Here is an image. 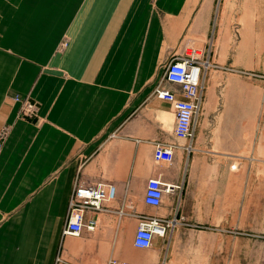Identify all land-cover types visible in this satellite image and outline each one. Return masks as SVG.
<instances>
[{"label":"crops","instance_id":"crops-1","mask_svg":"<svg viewBox=\"0 0 264 264\" xmlns=\"http://www.w3.org/2000/svg\"><path fill=\"white\" fill-rule=\"evenodd\" d=\"M216 1L0 0V130L11 128L0 154V264H248L255 180L186 175L189 163L231 157L264 172L263 95L232 103L242 97L231 92L208 116L207 150L198 121L190 153L178 141L172 164L153 159L156 143L174 142L176 121L155 90L184 45L206 42ZM15 97L36 103L34 120L18 119ZM152 178L177 188L158 208L144 202ZM78 180L111 183L117 197L87 215L94 231L74 236L64 229ZM138 216L169 224L151 248L134 244Z\"/></svg>","mask_w":264,"mask_h":264},{"label":"rangeland","instance_id":"rangeland-1","mask_svg":"<svg viewBox=\"0 0 264 264\" xmlns=\"http://www.w3.org/2000/svg\"><path fill=\"white\" fill-rule=\"evenodd\" d=\"M68 46V40H64L57 51L63 52ZM186 47L199 51L203 64L201 107L196 123L199 121L204 129V149L207 150V131L209 125L214 126L213 123L207 122L208 116L222 114V104L231 103V92L242 97L240 101L232 103H250V97L256 95H263L264 103V0H217L206 42L184 45L181 51ZM24 99L31 101L29 98ZM14 100L20 103L17 97ZM10 129V126L6 125L0 130V134L7 132L0 154ZM182 142L190 144L192 149L191 141ZM241 164L245 165L238 157L229 158L228 163L206 160L195 167L189 163L186 178L255 180L251 189L253 194L249 193L248 199V264H264V172L254 176L252 173L241 171ZM257 231H262L263 234L255 235ZM189 254L192 259L193 253Z\"/></svg>","mask_w":264,"mask_h":264},{"label":"built area","instance_id":"built-area-1","mask_svg":"<svg viewBox=\"0 0 264 264\" xmlns=\"http://www.w3.org/2000/svg\"><path fill=\"white\" fill-rule=\"evenodd\" d=\"M203 64L200 53L196 49L184 48L166 65L165 79L160 83L155 96L160 100L173 105L175 113L174 142H159L154 145L153 159L158 164L170 165L175 161V151L178 141H192L195 134V123L201 107V81L203 77ZM172 84L176 88L166 85ZM18 117L32 120L37 116V106L28 99H21ZM6 131L0 134V150L6 136ZM184 150L191 151L190 144L184 145ZM177 188L172 184H166L160 178H152L147 182L144 202L158 208L161 206L167 193H175ZM117 197L115 185L106 182H76L72 191L69 209L67 213L64 234L79 236L85 230L94 231L97 222L95 219H87L89 213L107 211V203H113ZM140 224L135 235L134 244L138 248H151L157 233L165 234L168 222L156 217L138 216ZM109 264L121 263L112 259Z\"/></svg>","mask_w":264,"mask_h":264},{"label":"bare ground","instance_id":"bare-ground-1","mask_svg":"<svg viewBox=\"0 0 264 264\" xmlns=\"http://www.w3.org/2000/svg\"><path fill=\"white\" fill-rule=\"evenodd\" d=\"M105 208H106V206H105ZM107 209V208H106Z\"/></svg>","mask_w":264,"mask_h":264}]
</instances>
